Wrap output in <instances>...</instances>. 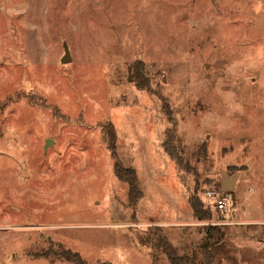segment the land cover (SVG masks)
I'll use <instances>...</instances> for the list:
<instances>
[{
    "label": "rangeland",
    "instance_id": "374dc122",
    "mask_svg": "<svg viewBox=\"0 0 264 264\" xmlns=\"http://www.w3.org/2000/svg\"><path fill=\"white\" fill-rule=\"evenodd\" d=\"M219 222L223 263L264 264V0H0V264H171L152 228L200 254Z\"/></svg>",
    "mask_w": 264,
    "mask_h": 264
},
{
    "label": "trees",
    "instance_id": "16d2710c",
    "mask_svg": "<svg viewBox=\"0 0 264 264\" xmlns=\"http://www.w3.org/2000/svg\"><path fill=\"white\" fill-rule=\"evenodd\" d=\"M42 104V103H41ZM102 134L108 143L109 150L112 157L115 159L114 169L117 177L128 183L129 186V205L136 207L138 201L143 196V192L139 187L137 176L132 169L126 168L117 158L116 140L117 135L114 126L111 123H103ZM166 151L168 149L166 147ZM175 158V157H174ZM177 164L181 163L175 158ZM188 203L192 209L193 215L201 222L212 220V215L209 211L205 210L202 203L190 195ZM222 224L205 225L206 239L201 245L200 254L197 251L193 253H181L180 249L173 245L168 236L163 231L162 227L157 226L151 229L153 244L159 248L166 256L171 264H226L223 263L221 258L222 253ZM63 256L73 262L74 264H84L83 259L78 253L71 251H62Z\"/></svg>",
    "mask_w": 264,
    "mask_h": 264
},
{
    "label": "water",
    "instance_id": "95a60500",
    "mask_svg": "<svg viewBox=\"0 0 264 264\" xmlns=\"http://www.w3.org/2000/svg\"><path fill=\"white\" fill-rule=\"evenodd\" d=\"M70 51L67 46H65V54L62 58V62H68L70 60ZM53 142L52 139H48L46 146L50 145ZM237 175L229 176L227 173H222L221 177V192L225 194L227 192L233 191L236 186Z\"/></svg>",
    "mask_w": 264,
    "mask_h": 264
},
{
    "label": "built area",
    "instance_id": "2783aa9c",
    "mask_svg": "<svg viewBox=\"0 0 264 264\" xmlns=\"http://www.w3.org/2000/svg\"><path fill=\"white\" fill-rule=\"evenodd\" d=\"M212 195V192H210ZM214 207L216 210L221 212L223 215H227L228 211L231 209V198L222 192L214 193ZM217 224H223L219 222Z\"/></svg>",
    "mask_w": 264,
    "mask_h": 264
}]
</instances>
